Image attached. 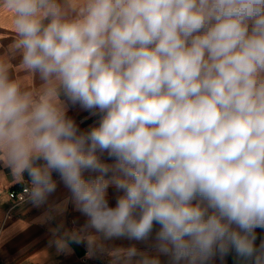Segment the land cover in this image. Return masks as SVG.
<instances>
[{
    "label": "clouds",
    "instance_id": "obj_1",
    "mask_svg": "<svg viewBox=\"0 0 264 264\" xmlns=\"http://www.w3.org/2000/svg\"><path fill=\"white\" fill-rule=\"evenodd\" d=\"M0 11L42 82L34 95L0 60V165L27 179L33 207L58 177L87 229L146 246L111 264H264V0Z\"/></svg>",
    "mask_w": 264,
    "mask_h": 264
},
{
    "label": "crops",
    "instance_id": "obj_2",
    "mask_svg": "<svg viewBox=\"0 0 264 264\" xmlns=\"http://www.w3.org/2000/svg\"><path fill=\"white\" fill-rule=\"evenodd\" d=\"M14 31L10 17L0 11V60L7 63L13 77L21 86L34 95L42 89L38 77L27 74L19 66V58L13 49ZM69 115L81 127L92 123L85 112L73 111ZM56 180L55 191L47 197L46 203L33 207L29 200L14 204L8 192L28 184L24 177H14L6 167L0 165V261L2 264H111L114 257L122 255L131 246L144 250L138 244L125 238L105 239L91 232L85 226V217L76 209L72 194ZM112 190H109L111 200ZM114 204V200H111ZM76 240L82 241L76 243ZM49 241L66 245L58 251ZM259 242V241H258ZM162 260L165 258L161 257ZM225 264H243L229 256Z\"/></svg>",
    "mask_w": 264,
    "mask_h": 264
},
{
    "label": "built area",
    "instance_id": "obj_3",
    "mask_svg": "<svg viewBox=\"0 0 264 264\" xmlns=\"http://www.w3.org/2000/svg\"><path fill=\"white\" fill-rule=\"evenodd\" d=\"M10 199L14 202V204H20L29 200V185H23L18 189H12L8 192ZM0 264L1 261H0Z\"/></svg>",
    "mask_w": 264,
    "mask_h": 264
}]
</instances>
